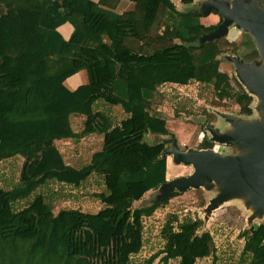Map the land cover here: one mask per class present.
Segmentation results:
<instances>
[{
	"label": "trees",
	"instance_id": "16d2710c",
	"mask_svg": "<svg viewBox=\"0 0 264 264\" xmlns=\"http://www.w3.org/2000/svg\"><path fill=\"white\" fill-rule=\"evenodd\" d=\"M117 1L0 0V162L23 159L18 183L0 187V264H131V247L143 241V217L166 202L133 207L167 181L170 168L165 144L144 139L169 132L166 119L149 110L157 88L196 81L219 99L231 96L218 59L225 35L197 45L217 24L204 25L197 12L179 11L171 0H129L133 7L122 13L113 10ZM65 22L73 26L67 39L57 30ZM80 69L87 82L68 88L65 80ZM234 81L235 101L248 112L250 97ZM115 105L124 114L119 120L110 111ZM74 117L83 120L80 130ZM93 133L102 135V146L89 162H67L56 141ZM196 148L212 144L202 139ZM93 174L104 182L93 194L102 205L96 212L55 213L53 201L36 192L52 181L79 187ZM198 228V221L177 228L167 222L162 264L209 256L212 236ZM243 236L245 264H264V223Z\"/></svg>",
	"mask_w": 264,
	"mask_h": 264
},
{
	"label": "rangeland",
	"instance_id": "374dc122",
	"mask_svg": "<svg viewBox=\"0 0 264 264\" xmlns=\"http://www.w3.org/2000/svg\"><path fill=\"white\" fill-rule=\"evenodd\" d=\"M241 36L237 37L235 30L229 31V37L220 38L223 46L218 55L219 69L231 79L233 89L231 96L219 99L209 85L191 81L186 85L165 83L157 88L153 101L149 103L151 113L166 119L169 132L167 134L145 135L148 143L163 142V154L170 160L167 168V181L161 187L148 191L133 207L152 204L156 201H166L152 215L143 217V241L138 247H131V264H144L152 254L157 256L152 264H162L160 250L164 245L163 226L170 222L177 228L180 223L198 221L197 234L209 232L212 236L213 251L195 264H245L241 258L245 237L243 232L252 225L264 223V203L255 201L252 192L234 191L223 193L226 180H210L199 187L185 186L181 177L192 175L193 163L182 161L178 151L196 148L200 140L207 139L212 144V150L221 156L230 154L246 155L256 151L255 147L244 143L226 141V137L235 129V124L264 130V106L259 92L251 90L238 76L239 66L261 68L264 75L262 54L257 43L249 33L237 28ZM252 34V33H250ZM249 35V36H248ZM253 35V34H252ZM225 39L231 43L225 44ZM206 40H199L200 45ZM253 65V66H252ZM256 65V66H254ZM234 79L239 81L250 97L248 112H241L235 101L239 87ZM77 82H87L85 69H80L66 81V85L74 88ZM79 83V84H80ZM102 91V90H101ZM105 95V92H103ZM104 97V96H103ZM117 119L124 117L118 106L110 110ZM73 126L80 130L83 120L73 119ZM102 135L93 133L75 141L73 139L57 142L64 158L70 164L80 167L88 163L94 151L102 146ZM241 143V144H240ZM177 145L178 151L174 150ZM23 159L15 156L0 162V187L9 190L18 183L19 171ZM104 188L103 178L97 174L90 176L79 187L50 182L36 192L42 193L54 204V212L61 209H80L85 212H96L102 205L93 194ZM20 201L19 208L29 199ZM177 259H171L167 264H177Z\"/></svg>",
	"mask_w": 264,
	"mask_h": 264
},
{
	"label": "water",
	"instance_id": "95a60500",
	"mask_svg": "<svg viewBox=\"0 0 264 264\" xmlns=\"http://www.w3.org/2000/svg\"><path fill=\"white\" fill-rule=\"evenodd\" d=\"M209 5L218 10L223 20L215 30L202 36V40L212 41L226 35L228 25L234 23L253 34L252 37L257 43L264 63V0H231V6H228L224 1L214 0ZM237 74L251 90L260 93L264 106V75L261 68L256 66V69L253 70L251 67L243 65L237 68ZM233 125L235 129L226 137V141H239L247 146L255 147L256 151L246 155L221 156L211 148H192L181 152L175 145L173 148L178 151V157L182 161L194 165L192 175L181 177L180 181L185 186L199 187L213 179L216 181L225 179L224 194L234 191L252 192L255 201L263 204L264 130L235 123Z\"/></svg>",
	"mask_w": 264,
	"mask_h": 264
},
{
	"label": "crops",
	"instance_id": "0c3cea01",
	"mask_svg": "<svg viewBox=\"0 0 264 264\" xmlns=\"http://www.w3.org/2000/svg\"><path fill=\"white\" fill-rule=\"evenodd\" d=\"M94 1H97V0H94ZM171 1L173 2V4L176 7V9L179 10V11L191 10V11L197 12L200 15V21L204 25H213V24H217L218 25L223 20L221 15L219 14L218 10L214 9V7H212V5H209V3L210 4L213 3L214 0H193V2H191L190 4H183V3H181L180 0H171ZM219 1H224L225 3L228 4V6H231V0H219ZM113 6H114V9H113L114 11H116L118 13H122L124 11L130 10L133 7V3L131 1H129V0H118ZM237 28H240V27L236 26L234 23H231L230 25H228V31H227V34L225 35V37L227 36L228 38H230L228 34H229V31L231 29H233V30H235V32L237 34V37L235 39H231V40H235L236 41V39L239 36H241L239 31H237L238 30ZM57 30L60 32V34L65 39H67L70 36V34H71L72 30H73V26L69 22H65V23L61 24L60 26H58ZM243 32H245L247 34L249 33V35L252 36V34H250V32H248L246 30H243ZM199 40H202V37L199 38ZM206 41H207V39H206ZM75 74L69 76L65 80V85H66V81L68 79H70L71 77H73ZM79 83L80 82H77V84L74 86V88H76L78 85L82 84V83H80V84ZM83 83H85V82H83ZM68 88H70V87H68ZM74 88H70V89H74ZM74 118H76V117H74ZM81 139H83V138H81ZM65 140H68V139H65ZM58 141H62V140H58ZM58 141H56V144H57ZM75 141H78V140H75ZM60 151L62 152L61 149H60ZM168 166L169 165H168V161H167V167Z\"/></svg>",
	"mask_w": 264,
	"mask_h": 264
}]
</instances>
